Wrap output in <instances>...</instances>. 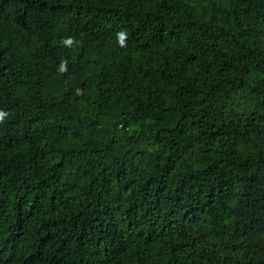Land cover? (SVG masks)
Returning <instances> with one entry per match:
<instances>
[{"label":"trees","instance_id":"16d2710c","mask_svg":"<svg viewBox=\"0 0 264 264\" xmlns=\"http://www.w3.org/2000/svg\"><path fill=\"white\" fill-rule=\"evenodd\" d=\"M0 264H264V0H0Z\"/></svg>","mask_w":264,"mask_h":264},{"label":"clouds","instance_id":"9594fccd","mask_svg":"<svg viewBox=\"0 0 264 264\" xmlns=\"http://www.w3.org/2000/svg\"><path fill=\"white\" fill-rule=\"evenodd\" d=\"M58 2V1H57ZM60 3V2H59ZM14 10L21 12L24 16V26L34 29L36 31L42 30V22L38 15H31L23 6H18L17 2L13 3L11 7Z\"/></svg>","mask_w":264,"mask_h":264}]
</instances>
